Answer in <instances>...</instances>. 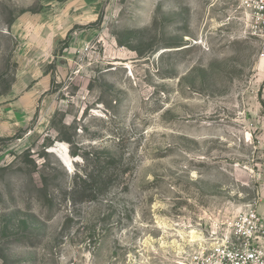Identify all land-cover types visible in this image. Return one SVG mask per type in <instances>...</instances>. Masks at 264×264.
I'll use <instances>...</instances> for the list:
<instances>
[{
  "label": "rangeland",
  "instance_id": "rangeland-1",
  "mask_svg": "<svg viewBox=\"0 0 264 264\" xmlns=\"http://www.w3.org/2000/svg\"><path fill=\"white\" fill-rule=\"evenodd\" d=\"M0 128V264H180L264 196V36L238 0H0Z\"/></svg>",
  "mask_w": 264,
  "mask_h": 264
},
{
  "label": "built area",
  "instance_id": "built-area-1",
  "mask_svg": "<svg viewBox=\"0 0 264 264\" xmlns=\"http://www.w3.org/2000/svg\"><path fill=\"white\" fill-rule=\"evenodd\" d=\"M252 26L264 36V0H238ZM254 201L237 214L224 237L201 244L190 251L180 264H264V216Z\"/></svg>",
  "mask_w": 264,
  "mask_h": 264
},
{
  "label": "trees",
  "instance_id": "trees-1",
  "mask_svg": "<svg viewBox=\"0 0 264 264\" xmlns=\"http://www.w3.org/2000/svg\"><path fill=\"white\" fill-rule=\"evenodd\" d=\"M90 160L91 159L85 158L87 167H90ZM97 162L99 163V168L97 170L98 175L95 187H92L91 189L84 187L89 181H92V174L88 172V168L80 169V173L75 174L77 186H83L84 193L89 191L90 194H95L99 191V189L106 188L109 184V181L112 180L113 177L118 176L121 173H126L127 171L124 169L122 160L118 159L111 153L99 158Z\"/></svg>",
  "mask_w": 264,
  "mask_h": 264
},
{
  "label": "crops",
  "instance_id": "crops-1",
  "mask_svg": "<svg viewBox=\"0 0 264 264\" xmlns=\"http://www.w3.org/2000/svg\"><path fill=\"white\" fill-rule=\"evenodd\" d=\"M2 134V129L0 128V135ZM257 209L260 214L264 216V196L260 199ZM262 242H264V239H261Z\"/></svg>",
  "mask_w": 264,
  "mask_h": 264
},
{
  "label": "bare ground",
  "instance_id": "bare-ground-1",
  "mask_svg": "<svg viewBox=\"0 0 264 264\" xmlns=\"http://www.w3.org/2000/svg\"><path fill=\"white\" fill-rule=\"evenodd\" d=\"M195 233V232H194ZM196 234V233H195ZM197 235V234H196ZM193 237H195V236H193ZM196 237H198V236H196Z\"/></svg>",
  "mask_w": 264,
  "mask_h": 264
}]
</instances>
